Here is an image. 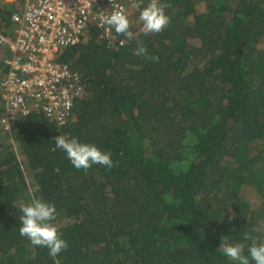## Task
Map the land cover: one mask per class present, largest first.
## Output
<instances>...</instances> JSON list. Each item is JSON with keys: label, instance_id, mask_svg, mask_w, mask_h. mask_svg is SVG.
I'll return each instance as SVG.
<instances>
[{"label": "trees", "instance_id": "trees-1", "mask_svg": "<svg viewBox=\"0 0 264 264\" xmlns=\"http://www.w3.org/2000/svg\"><path fill=\"white\" fill-rule=\"evenodd\" d=\"M132 2L131 30L159 62L89 22L56 55L81 86L63 121L32 108L5 126L0 88V264H238L223 236L264 242V0H159L171 18L159 34L139 19L150 0ZM24 3L1 1V35ZM11 53L0 42V78ZM61 134L113 166L78 170ZM34 197L56 206L69 245L56 260L19 233Z\"/></svg>", "mask_w": 264, "mask_h": 264}, {"label": "built area", "instance_id": "built-area-1", "mask_svg": "<svg viewBox=\"0 0 264 264\" xmlns=\"http://www.w3.org/2000/svg\"><path fill=\"white\" fill-rule=\"evenodd\" d=\"M132 6V0H25L22 13L13 16L12 37L0 34V42L12 52L4 59L7 66L0 78L8 109L5 126L16 113L25 115L32 108L63 121L81 86L78 73L56 53L82 40L89 22H96L108 37L104 17L117 10L126 14Z\"/></svg>", "mask_w": 264, "mask_h": 264}, {"label": "clouds", "instance_id": "clouds-1", "mask_svg": "<svg viewBox=\"0 0 264 264\" xmlns=\"http://www.w3.org/2000/svg\"><path fill=\"white\" fill-rule=\"evenodd\" d=\"M166 7L169 5L161 4L159 0H150L143 8L139 19L145 34H159L169 26L171 18L165 12ZM103 22L114 28L118 35L126 37L129 41L136 40L137 48L134 55L151 62H159V57L150 55L147 47L131 30V22L123 11L112 12L111 15L104 17ZM54 140L56 148L64 151L78 170L83 169L87 172L95 164L109 169L113 166L112 153L105 152L94 144L83 143L78 138H68L62 134L56 136ZM21 212L19 233L22 237H26L34 246L46 247L54 260L62 251L67 250L69 247L67 241L62 238L60 230L53 223L58 214L54 203L42 197H34L30 203L21 206ZM243 238L245 241H251V244L229 243L226 236H223L219 249L226 258L238 264H252V262L264 264V242H257L249 233H245ZM56 264H59L58 260Z\"/></svg>", "mask_w": 264, "mask_h": 264}, {"label": "rangeland", "instance_id": "rangeland-1", "mask_svg": "<svg viewBox=\"0 0 264 264\" xmlns=\"http://www.w3.org/2000/svg\"><path fill=\"white\" fill-rule=\"evenodd\" d=\"M1 1H4V0H0V3H1ZM7 1V0H6ZM56 55H57V53H56Z\"/></svg>", "mask_w": 264, "mask_h": 264}]
</instances>
